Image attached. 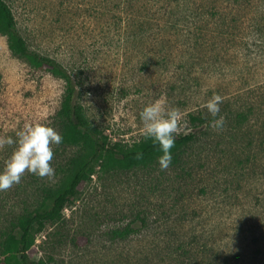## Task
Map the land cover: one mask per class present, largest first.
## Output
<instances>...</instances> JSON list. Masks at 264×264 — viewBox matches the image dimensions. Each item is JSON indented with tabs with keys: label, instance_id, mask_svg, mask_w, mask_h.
Returning a JSON list of instances; mask_svg holds the SVG:
<instances>
[{
	"label": "rangeland",
	"instance_id": "rangeland-1",
	"mask_svg": "<svg viewBox=\"0 0 264 264\" xmlns=\"http://www.w3.org/2000/svg\"><path fill=\"white\" fill-rule=\"evenodd\" d=\"M5 2L28 49L73 77V101L108 144L143 138L139 113L159 98L187 121L180 134L195 133L164 170L158 159L96 165L60 218L35 234L32 261L264 264V0ZM65 92L62 77L15 54L0 33V138L36 123L60 133ZM214 94L222 97L220 130L204 107ZM52 147L54 176L26 171L0 191V239L46 203L47 191L67 180L69 159L84 151ZM13 148L0 147V170Z\"/></svg>",
	"mask_w": 264,
	"mask_h": 264
},
{
	"label": "trees",
	"instance_id": "trees-1",
	"mask_svg": "<svg viewBox=\"0 0 264 264\" xmlns=\"http://www.w3.org/2000/svg\"><path fill=\"white\" fill-rule=\"evenodd\" d=\"M0 33L6 35L8 47L15 54L25 57L34 66H46L65 80L66 92L58 111L63 120L60 130L62 143L77 144L84 148L82 153H77L69 159L65 168L68 172L67 180L47 191L46 203H42L32 213L18 217L5 237L0 239V253L3 256L0 264H36L27 255L35 234L42 230L46 222L60 218L64 205L76 195L79 184L89 178L96 165L101 169L147 166L161 153L157 150L158 146L144 138L131 145L120 142L108 144L97 127L89 122L82 106L73 101L75 88L73 77L53 58L28 49L24 38L15 27L12 11L5 0H0ZM194 138L193 131L179 134L172 149V161L179 159L182 149ZM115 233L122 236L126 230H116Z\"/></svg>",
	"mask_w": 264,
	"mask_h": 264
},
{
	"label": "clouds",
	"instance_id": "clouds-1",
	"mask_svg": "<svg viewBox=\"0 0 264 264\" xmlns=\"http://www.w3.org/2000/svg\"><path fill=\"white\" fill-rule=\"evenodd\" d=\"M222 97L214 94L204 107L213 119L210 127L217 130L223 128L225 117L220 113ZM218 117V118H216ZM143 123L142 136L158 146L161 153L158 163L162 170L167 169L172 162V149L181 132L186 128L187 121L176 107L168 105L164 98H159L145 105L139 113ZM63 137L47 124L36 123L27 125L13 136L0 138V147L4 145L14 148L3 170H0V191L8 190L21 182L25 172L39 177H52L55 169L51 166L54 156L53 145H59ZM139 155V154H138Z\"/></svg>",
	"mask_w": 264,
	"mask_h": 264
}]
</instances>
